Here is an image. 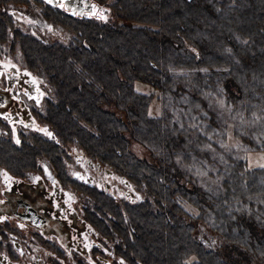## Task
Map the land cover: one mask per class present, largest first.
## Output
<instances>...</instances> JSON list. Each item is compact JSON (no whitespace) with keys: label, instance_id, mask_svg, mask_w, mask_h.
I'll use <instances>...</instances> for the list:
<instances>
[{"label":"trees","instance_id":"trees-1","mask_svg":"<svg viewBox=\"0 0 264 264\" xmlns=\"http://www.w3.org/2000/svg\"><path fill=\"white\" fill-rule=\"evenodd\" d=\"M100 1L111 7V20L80 21V41L51 48L56 55L47 63L80 68L64 72L72 83L68 93L84 102L62 109L80 117V131L91 132L96 146L121 148L120 132L128 129L129 153L136 158H130V176L138 179L143 172L153 194V202L129 206L142 229L138 242L145 256L151 264H264V166L246 168L224 149L223 134L216 141L213 132L206 136L190 124L209 119L208 127L222 126L210 114L199 115L205 106L198 104L203 94L225 91L236 107L242 95L229 93L235 77L248 86L245 96L251 91L250 100L262 105L264 0ZM133 80L154 85L152 94L135 92ZM154 91L159 116L147 113ZM99 100L111 107L95 105ZM110 130L117 134L109 138ZM242 139L246 146L261 145L253 137ZM139 151L147 152L144 158ZM197 158L209 163L202 178L189 166ZM217 230L225 242L213 251Z\"/></svg>","mask_w":264,"mask_h":264},{"label":"flooded vegetation","instance_id":"flooded-vegetation-1","mask_svg":"<svg viewBox=\"0 0 264 264\" xmlns=\"http://www.w3.org/2000/svg\"><path fill=\"white\" fill-rule=\"evenodd\" d=\"M111 16L100 0H0V264L152 263L129 206L153 202V194L143 172L130 176L128 129L121 148L96 146L91 132L80 131V117L62 109L84 102L68 93L64 72L80 68L47 63L51 48L80 41V21ZM103 102L95 105L111 107ZM212 241L220 249L223 232Z\"/></svg>","mask_w":264,"mask_h":264},{"label":"rangeland","instance_id":"rangeland-1","mask_svg":"<svg viewBox=\"0 0 264 264\" xmlns=\"http://www.w3.org/2000/svg\"><path fill=\"white\" fill-rule=\"evenodd\" d=\"M235 81V82H234ZM232 84H234V91H230L229 93L235 94L238 90L242 95L240 104L236 107L231 106L229 102L226 101L224 94L226 93L221 88H219L220 92H222L223 96L217 97V94H203L201 98V103L198 104L199 108L205 106L204 110L199 109L198 113L200 114H209L212 116L213 119L216 121H222L223 124L219 129H215L213 126L208 127V123H210L209 119L207 120H192L190 122L191 126H195L198 132H202V134H206V136L213 132L215 136L212 139L218 140V137L221 134L225 137V142L223 144L224 149L230 150L231 152L235 153V158H240L245 161V167H256V166H264V92H260V101L262 105L256 101L250 100V93L245 96V93L248 91V86H244L240 82L238 78H234ZM255 84V83H254ZM254 84L251 86L253 88ZM132 87L135 92H139L141 94L151 95L152 90L150 88L141 83L139 80H133ZM217 93V92H216ZM152 99L147 101V113L159 116L161 115V102L160 98H157L158 93L153 92ZM176 114V113H175ZM205 119V118H204ZM189 124V125H190ZM210 137V135H208ZM242 137H249L256 138L257 142L260 145L259 149H256L252 146H246ZM203 150L207 154L209 151H212V147L209 145L204 147ZM207 148V149H206ZM212 154V153H211ZM178 158V157H177ZM197 158V161H192L189 163L191 167L192 174L196 177H204V167L209 166V163L206 164L203 160L200 161ZM201 164V165H200ZM188 166H186L187 168ZM207 179V177H205ZM261 204L257 207L258 211L261 212Z\"/></svg>","mask_w":264,"mask_h":264},{"label":"water","instance_id":"water-1","mask_svg":"<svg viewBox=\"0 0 264 264\" xmlns=\"http://www.w3.org/2000/svg\"><path fill=\"white\" fill-rule=\"evenodd\" d=\"M71 2V1H70ZM69 5H72V4H69Z\"/></svg>","mask_w":264,"mask_h":264}]
</instances>
